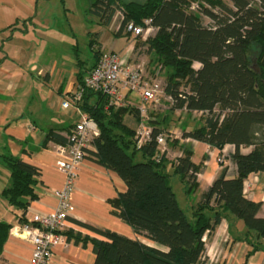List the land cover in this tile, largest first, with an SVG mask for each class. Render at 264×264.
<instances>
[{"label": "trees", "instance_id": "16d2710c", "mask_svg": "<svg viewBox=\"0 0 264 264\" xmlns=\"http://www.w3.org/2000/svg\"><path fill=\"white\" fill-rule=\"evenodd\" d=\"M191 2L198 4L197 11L189 8ZM88 12L102 25H108L120 12V30L129 21L143 26L145 19L151 20L155 33L145 39L136 37L134 54L143 49L166 69L163 90L171 97V112H201L202 121L190 129L183 127L181 138L218 149L233 145L237 175L227 177L223 167L188 218L165 169L167 165L172 167L185 193H190L196 188L200 165L191 161V151L185 148L174 160H167L166 151L156 161L155 136L159 132L167 135V148L178 145V139L169 137L165 128L169 117H151V139L138 147L135 128L123 122L125 114L139 120L138 110L108 105L107 96L84 88V77L79 74L78 84L83 91L75 105L99 128V135L92 141L95 150L90 154L126 185L125 191L108 203L137 236L164 249L84 223L81 225L104 239L70 230L64 235L75 243L90 242L94 264H205L204 233H213L222 219L232 217L245 226L238 239L247 242L252 251L264 250V217L257 216L261 204L243 193L244 179L264 171V0H93ZM202 15L209 18V24H203ZM97 53L95 62L102 52ZM194 62L199 63L198 68L192 67ZM90 97L95 101H89ZM48 136L57 143L66 142L56 131ZM243 146L252 149L244 154L240 150ZM3 159L9 170V184L2 195L15 212H20L18 221L23 224L30 202L39 197L35 191L39 169L10 154ZM10 228L11 224L0 221V255Z\"/></svg>", "mask_w": 264, "mask_h": 264}, {"label": "crops", "instance_id": "0c3cea01", "mask_svg": "<svg viewBox=\"0 0 264 264\" xmlns=\"http://www.w3.org/2000/svg\"><path fill=\"white\" fill-rule=\"evenodd\" d=\"M92 1H88L84 15L96 29L84 27L83 20L78 22L81 25L80 37L85 39L86 52L82 54L74 30L78 25L66 16L69 13V8L65 7L66 0H0V221L11 224L2 247L0 264H23L31 254L30 244L12 232L13 227L20 225V212H15L2 195V190L9 184V170L3 156L10 154L19 157L39 169L35 185L39 197L30 202L25 219L34 213L52 212L57 203L55 192L63 188L65 176L55 165L54 149L60 143L49 139L48 134L56 131L66 138L70 128L84 114L75 104L62 108V101L69 99L74 92L78 75L81 74L83 78L93 67L96 52L113 51L123 61L133 62L135 39L118 28L121 22L119 12L113 15L108 25L99 24L96 17L88 12ZM55 5H61V8ZM56 10L64 18V23H54ZM114 37L124 38L125 44L120 48L113 47L112 44L117 41ZM108 43L109 48L106 47ZM89 101L94 102L95 97H90ZM137 102L136 96L130 93L124 97L123 106L136 107ZM123 122L134 129L138 119L125 114ZM174 138L178 139V145L168 146L167 160L182 155L185 148L191 151V161L200 165L195 190L185 193L183 186L186 206L191 215L200 195L223 167L226 168L227 177L237 175L233 160L234 146L225 144L218 149L191 138ZM251 149V146L240 148L244 154ZM88 152L77 170L74 190L70 193L73 209L65 231L104 239L81 225L84 223L164 249L137 236L127 223L114 214L108 200L125 191L126 185L115 172L93 160L90 154L93 150ZM220 156L222 162L218 161ZM165 171L169 178L177 176L169 165ZM243 193L248 199L260 202L257 216L264 217V171L244 179ZM244 231L241 220L228 217L221 220L213 233L205 232L202 238L205 242V264H264V250L252 251L247 242L238 239ZM247 253H250L248 257ZM94 259L90 242L75 243L70 237L66 246L58 244L52 249L50 264H94Z\"/></svg>", "mask_w": 264, "mask_h": 264}, {"label": "built area", "instance_id": "2783aa9c", "mask_svg": "<svg viewBox=\"0 0 264 264\" xmlns=\"http://www.w3.org/2000/svg\"><path fill=\"white\" fill-rule=\"evenodd\" d=\"M191 10H198V4L191 2ZM121 21L122 15L119 12ZM121 25V22H120ZM118 26V28L120 27ZM120 29V28H119ZM123 31L130 34L133 39L140 36L145 39L156 28L152 27L151 20L145 19L143 26L129 21L124 23ZM199 64V63H198ZM84 88L100 92L108 97V105L120 106L124 103L127 94H134L138 100L136 109L139 120L135 128V140L138 147L151 139L152 119L150 112L157 109L163 88L156 80H146L140 62L128 63L113 51L102 52L93 67L83 78ZM83 88L77 84L69 99L62 101V108L75 104L82 96ZM171 101V97L168 96ZM192 113L201 114L193 111ZM99 135L96 122L85 114L76 123L66 136L65 144L55 146L56 168L65 176V183L61 190L55 192L57 203L55 209L46 214H32L25 223L13 227V234L26 240L31 246V254L23 264H50L52 249L61 244L66 246L67 237L64 235L68 216L73 209L70 202V193L74 190L77 170L86 156V151L95 150L93 139ZM169 137L173 136L168 129ZM166 134L159 132L155 136L158 156L167 151ZM177 137V136H174ZM167 154V153H166ZM222 162L221 156L218 158Z\"/></svg>", "mask_w": 264, "mask_h": 264}, {"label": "rangeland", "instance_id": "374dc122", "mask_svg": "<svg viewBox=\"0 0 264 264\" xmlns=\"http://www.w3.org/2000/svg\"><path fill=\"white\" fill-rule=\"evenodd\" d=\"M78 1L79 0H66L65 7L69 8V11H68L69 13H67L66 16L69 18L70 21H74V22L76 21L77 24L75 25H78V26H75L77 30L76 29L74 30L77 36L78 44L80 45L82 49V54H84L86 52L85 44H84L85 39L83 37H80L79 31H80L81 25L80 23L78 24V22L80 21L82 22L83 20L82 24L84 25V27L86 28L88 27L89 29H93V30L96 29V26L93 23L91 24V22L86 17V15H84V9L87 7L86 5L88 4L89 0H81L80 3H78ZM55 6L56 7L59 6V8H61V5H55ZM53 21L54 23H58L60 21H62V23L65 22L64 18L62 19V17L58 15L57 10L54 11ZM202 22L203 24L207 25L210 23V20L209 18L202 15ZM154 33L155 31L154 32L152 31L149 34L150 36H152ZM114 38L117 41H115L114 45L112 44L113 47L120 48L125 44L124 38H121V37L119 38L114 37ZM109 46H110V43H108L106 47L109 48ZM141 50L142 52H140L138 55H134L133 62H140L142 64V67L144 70V76L146 80H149V81L156 80L160 83V85L163 88L166 82V69L161 67V65L155 61L154 55H146L143 53V49ZM192 67L198 68L199 64L197 62H194L192 64ZM170 106H171V102L168 99L167 94H165L163 91L160 97L159 106L157 107V109L150 112L149 116L160 119L161 116L167 115L169 117V120L165 128L166 130L169 128V130L171 131L173 135L171 136V138L174 136H177L178 138H180L183 127L190 129L191 127H194L196 124H199V122L202 121V116L198 113L187 114L184 110L183 111L177 110V111L171 112L169 110ZM135 160H137V158ZM168 181H169V185L172 187L176 195L178 204L180 205V207L183 209V211L189 218L190 210L186 206V201H185L186 195L184 194V189H183L184 184L179 180L177 176H170V178H168Z\"/></svg>", "mask_w": 264, "mask_h": 264}]
</instances>
